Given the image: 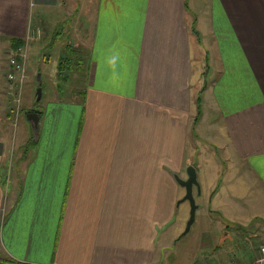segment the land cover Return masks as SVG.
<instances>
[{
    "label": "crops",
    "instance_id": "crops-1",
    "mask_svg": "<svg viewBox=\"0 0 264 264\" xmlns=\"http://www.w3.org/2000/svg\"><path fill=\"white\" fill-rule=\"evenodd\" d=\"M202 2L0 0V264H163L190 217L176 178L190 165L207 199L185 258L220 263L216 226L264 229V0ZM69 4L78 93L50 94L37 139L6 115V60ZM260 236L251 261L233 259L252 264Z\"/></svg>",
    "mask_w": 264,
    "mask_h": 264
},
{
    "label": "rangeland",
    "instance_id": "rangeland-1",
    "mask_svg": "<svg viewBox=\"0 0 264 264\" xmlns=\"http://www.w3.org/2000/svg\"><path fill=\"white\" fill-rule=\"evenodd\" d=\"M199 4V9H202V6L204 7L203 0H197ZM53 8L52 10H49L46 14V18L43 17V19L39 22V24L44 25L41 28V32H39L38 36L35 37V39H31L28 43H26V46L22 49V57H23V65H24V73L23 75L16 81L12 82L10 84L9 80L6 79L8 83V87L6 88V115L7 117H10L9 119L13 121V123L18 122V116L21 114V118L23 119V116H27V113L32 112L36 109V111L45 107L46 104L49 101L50 94H54L57 98L61 99H69L70 93L76 92L78 93L77 87L78 83L76 81V64H77V57H76V38L77 36L69 33V22L67 21V17H69L68 13L72 14L70 16H74L76 11V5L75 4H69V6L62 10L61 7ZM198 9V10H199ZM43 11V10H42ZM45 12V11H43ZM59 25V26H58ZM65 25V29L62 28V26ZM59 27L57 31L58 33L51 34L56 29V27ZM200 30V29H199ZM215 36V35H213ZM76 37V38H75ZM211 36H206V40L204 38L202 39L205 43H210L209 39ZM216 37V36H215ZM30 36H28V39ZM75 40V42L73 41ZM200 40V37H199ZM28 41V40H25ZM15 50L11 51L6 60V73L10 68V59L14 55ZM75 53V55H74ZM73 59V65L72 68H70V73L73 75L70 82L64 85L65 91L60 92L57 82L60 80H64L63 78H58L57 75L53 77V74L55 70H58V64H60L61 61H70V59ZM67 62V61H66ZM67 73V71H64ZM24 76V77H23ZM75 78V79H74ZM209 79H212V77H209ZM211 81V80H210ZM213 83V82H212ZM42 84V85H40ZM208 85V82H205V87ZM42 87V96L41 99L38 100V94L37 89L38 87ZM79 88V87H78ZM75 96H71L70 99H72ZM32 102V103H31ZM24 122H26V118H24ZM34 136L38 139L39 138V132H36L35 129L33 131ZM205 134L209 135L214 133V130L212 132L204 131ZM34 138V137H33ZM35 144L33 145V147ZM217 146L213 145V148L216 149ZM224 150L221 148L219 152L222 154ZM228 167H230V164H228ZM200 182V181H199ZM206 183H203V185L200 182V189L195 190V196L198 198L200 197L201 202L206 201ZM181 203V199L178 201ZM181 208L178 211L177 215L182 216L183 213L186 215L189 214L191 211V204L189 200H185L182 202ZM204 205L201 204V209L198 211V221L195 227L191 229L189 234L187 236L180 237V239L176 242L179 245H176V248L179 247L178 254L175 251H169L167 250L166 258H163V264H194V259L185 258V253L189 254L192 258L193 255H195L196 251L191 249H186L182 247L184 244L188 245L190 248L196 247L197 245L201 244L200 239L203 238L200 237V230L198 227V224H200V214L202 211L205 210L203 207ZM241 213H246L252 217L254 213V207L249 208V206H246L245 209H242ZM211 220L215 219L214 222H210L213 225H216L219 221L221 226H223V220L221 216L219 217L217 214H212ZM210 218L208 217V220ZM207 218L203 220L205 222ZM236 230L232 228V230L229 232V236H224L228 230H222L219 231V229L216 228L210 230V233H206V236L213 235L214 242L220 241L221 236L223 235V242L221 243L220 247L225 246L222 256H220L218 259L220 263L218 264H241V262H237L238 260H234L233 258H241V256L245 257V262L251 261L253 256L255 255V251L257 250L256 246L258 245V242H261L263 238L256 237V234L261 235V233L264 232V229L257 230L255 228L254 223L244 220H239ZM255 222V221H254ZM238 230V231H237ZM237 231V232H236ZM235 232V233H234ZM234 233V237H233ZM222 238V239H223ZM259 238V239H258ZM264 245V244H262ZM261 245V246H262ZM260 246V247H261ZM175 248V249H176ZM182 248H184L182 250ZM260 249V248H259ZM204 255L209 256L210 254L208 252H204ZM179 257V258H178ZM249 257H252L249 259ZM214 261H217V259H214ZM203 262H208L205 259H198L195 261V264H201ZM209 263V262H208ZM213 264H216L215 262H211ZM210 263V264H211ZM243 264V263H242Z\"/></svg>",
    "mask_w": 264,
    "mask_h": 264
},
{
    "label": "water",
    "instance_id": "water-1",
    "mask_svg": "<svg viewBox=\"0 0 264 264\" xmlns=\"http://www.w3.org/2000/svg\"><path fill=\"white\" fill-rule=\"evenodd\" d=\"M37 94H38V100H40L42 96L41 86L38 87ZM27 117L30 120L35 131L39 132V126H40V120H41L40 112L34 110L32 112L27 113ZM176 178L183 186L186 187V195L181 199V201L189 200L191 204L190 217L187 221L185 230L180 236V237H185L191 230V227L196 220V212L199 207V204L196 201V197L194 193L195 188L200 189V182L198 179L197 167L194 165L189 166L188 178H181L178 174H176Z\"/></svg>",
    "mask_w": 264,
    "mask_h": 264
},
{
    "label": "built area",
    "instance_id": "built-area-1",
    "mask_svg": "<svg viewBox=\"0 0 264 264\" xmlns=\"http://www.w3.org/2000/svg\"><path fill=\"white\" fill-rule=\"evenodd\" d=\"M24 47L25 44L15 49L14 55L10 59V68L6 73V78L9 80L10 84L12 82H16L24 73V65L22 62L23 60L22 49ZM259 251H260V256L252 264H264V245L260 247ZM201 264H208V263L204 262Z\"/></svg>",
    "mask_w": 264,
    "mask_h": 264
},
{
    "label": "trees",
    "instance_id": "trees-1",
    "mask_svg": "<svg viewBox=\"0 0 264 264\" xmlns=\"http://www.w3.org/2000/svg\"><path fill=\"white\" fill-rule=\"evenodd\" d=\"M13 44H14L15 48L17 49V48H19V46H22V45L25 44V40L24 39L23 40L19 39V40H16ZM66 61H61L60 60V64H58V70L57 69L55 70V71H57V73L59 71L58 78L59 79L60 78L64 79V80H60V81L57 82V86H58L60 92H64L65 91V88H64L65 86L64 85H66V82L69 83L71 78H72V75L70 73V68H72L73 59L71 58L70 61H68V60H66ZM205 65L208 68V66H209L208 65V59L206 60ZM65 70L67 71V73L64 72ZM40 85H42V84H40ZM42 114L43 113L41 111L40 115L42 116Z\"/></svg>",
    "mask_w": 264,
    "mask_h": 264
}]
</instances>
